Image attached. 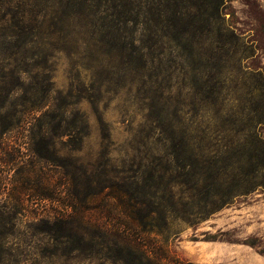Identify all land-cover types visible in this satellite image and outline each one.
<instances>
[{
	"label": "rangeland",
	"instance_id": "rangeland-1",
	"mask_svg": "<svg viewBox=\"0 0 264 264\" xmlns=\"http://www.w3.org/2000/svg\"><path fill=\"white\" fill-rule=\"evenodd\" d=\"M47 1L53 8L71 5ZM226 19L247 42L264 45V0H231ZM33 32L38 37L25 45L18 38L0 39V86L6 85L4 74L16 73L20 89L13 101L18 106H44L41 113L62 106L70 112L69 123L57 136L45 118L26 117L6 132L0 125L5 264H113L100 253L104 246L95 237L115 224L114 194L136 174L144 158L139 155L147 153L152 122L144 95L175 107L168 113L177 122L203 121L212 112L202 113L200 97L181 74L163 76L157 85L142 84L126 67V57L110 56L106 43L84 22L65 28L46 22L33 26ZM246 63L264 71V49L258 47ZM261 134L264 138V128ZM170 190L174 199L167 196L166 205L181 210L186 188L174 184ZM239 201L196 226L173 219L163 240L174 261L170 264H264V190ZM80 235L86 242L76 250Z\"/></svg>",
	"mask_w": 264,
	"mask_h": 264
},
{
	"label": "trees",
	"instance_id": "trees-1",
	"mask_svg": "<svg viewBox=\"0 0 264 264\" xmlns=\"http://www.w3.org/2000/svg\"><path fill=\"white\" fill-rule=\"evenodd\" d=\"M14 1L0 0V39L18 38L25 45L37 36L33 26L48 22L65 28L84 22L106 43L110 56L126 57V67L142 84L157 85L163 76L181 74L200 97L202 113L212 112L203 121L177 122L168 113L175 107H166L162 97L144 95L152 122L147 153L139 155L144 158L136 174L114 194L115 224L95 237L104 246L100 253L113 264L173 263L163 241L173 219L196 226L264 190V71L246 63L264 45L253 46L240 28L229 24L231 0H68L71 5L60 8L48 6L47 0H33V5ZM30 28L32 36H27ZM2 77V132L31 116L48 120L52 135L67 132L69 110L61 106L41 113L44 106L34 104L24 109L13 101L20 89L16 73ZM81 123L87 126L85 120ZM174 184L186 188V199L178 203L181 210L166 205L167 196L174 199ZM78 238L76 250L86 242L83 235ZM5 260L0 239V264Z\"/></svg>",
	"mask_w": 264,
	"mask_h": 264
}]
</instances>
